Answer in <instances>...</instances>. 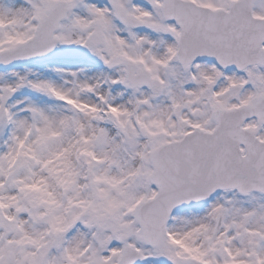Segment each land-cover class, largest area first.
<instances>
[{
	"label": "snow or ice",
	"instance_id": "obj_1",
	"mask_svg": "<svg viewBox=\"0 0 264 264\" xmlns=\"http://www.w3.org/2000/svg\"><path fill=\"white\" fill-rule=\"evenodd\" d=\"M0 264H264V0H0Z\"/></svg>",
	"mask_w": 264,
	"mask_h": 264
}]
</instances>
